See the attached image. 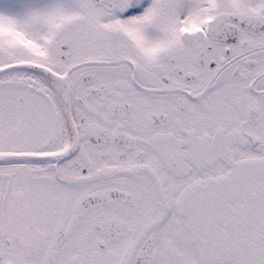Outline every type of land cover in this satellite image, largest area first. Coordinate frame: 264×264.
<instances>
[{"label": "snow or ice", "instance_id": "snow-or-ice-1", "mask_svg": "<svg viewBox=\"0 0 264 264\" xmlns=\"http://www.w3.org/2000/svg\"><path fill=\"white\" fill-rule=\"evenodd\" d=\"M0 264H264V0H0Z\"/></svg>", "mask_w": 264, "mask_h": 264}]
</instances>
